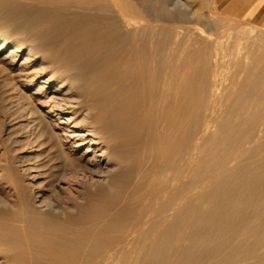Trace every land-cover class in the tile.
Wrapping results in <instances>:
<instances>
[{"label":"bare ground","instance_id":"obj_1","mask_svg":"<svg viewBox=\"0 0 264 264\" xmlns=\"http://www.w3.org/2000/svg\"><path fill=\"white\" fill-rule=\"evenodd\" d=\"M180 1L191 6L193 0ZM175 3L0 0V48L7 46L5 56L11 61L22 52L20 74L29 75V81L42 77V86L57 82L53 91L58 95L44 94L46 111L65 124L63 131L49 130L46 153L35 154L43 160L34 162L30 185L20 180L9 157L0 158L5 171L0 189L7 193L0 203V264H112L119 253L126 264L132 250L149 256L164 243L168 252L174 248L177 236L169 227L178 201L190 207L196 200L193 187L214 181L200 177L180 183V178L193 167L194 156L205 151L218 123L213 98L193 141L184 132L190 127L180 131L193 114L187 78L199 70L203 44L182 49L183 41H163L154 27L162 21L167 31L178 27V33L180 28L186 34L193 27L208 35L212 30L204 28L211 23L196 8L185 12L192 19L186 20V14L179 19ZM216 88L212 86V95ZM180 133L187 142L181 156ZM59 183L68 190L55 198ZM132 205L133 216L128 214ZM138 233L142 239L132 245ZM145 257L135 261L145 264Z\"/></svg>","mask_w":264,"mask_h":264},{"label":"rangeland","instance_id":"obj_2","mask_svg":"<svg viewBox=\"0 0 264 264\" xmlns=\"http://www.w3.org/2000/svg\"><path fill=\"white\" fill-rule=\"evenodd\" d=\"M175 2L179 19H184L185 12L196 8L203 15L201 19L211 23V27L207 24L204 28L212 30L209 35L204 31L199 32L193 27L197 25L186 21H176L178 23L174 24H192L189 34L181 28L179 33L176 32L178 27L167 31L166 22L162 21L154 27L161 32L163 41H183L182 49L203 44L204 58L196 63L199 70L195 72L196 75L191 73L187 78L192 90L193 114L190 112L192 116L189 115L188 121L182 122L183 128L180 123V131L190 127L191 130L184 132L187 135L190 133V140L194 139L213 98L217 99L216 126L221 128V131L214 128V134L203 146L205 151L194 156L193 167L180 178V183L187 179L196 182L200 177L214 181L204 187H193L196 200L190 207H186L184 201H178L174 226L171 224L169 227L177 240L170 252L165 243L149 256L132 250L128 253L129 257L127 255L129 260L126 264H137L135 260L141 256H151L150 259L145 257L148 260L145 264H264V31H261L260 23L254 24L227 15L219 8L217 0H193V6L184 5L180 0ZM186 16V20L193 18L190 14ZM1 32L3 29L0 27ZM6 47L0 48V158L9 157L8 163L20 175V180L30 185V176L35 173L30 171L34 162L43 160L40 156L35 158V154L42 150L46 153L51 142L49 130L63 131L61 126L65 124L57 123L55 112L46 111L49 101L44 94L58 95L57 91H53L57 82L42 86V77L29 81V75L20 74L21 65L24 64L22 52H16L15 60L11 61V57L5 56ZM213 71L217 73L215 76ZM212 86L217 87L215 97L211 94ZM180 135L183 138L186 136L180 133L179 141L183 142L178 141L177 144V150L183 152L185 147L182 145L186 146L187 142ZM209 141L213 150L211 148L207 153L205 146L209 147ZM181 158L177 160L182 165ZM220 161L226 165L223 166L225 169L219 167L222 172L218 173V166H222L220 163L218 165ZM42 166L46 168L48 165L43 163ZM167 167L164 166L162 173L168 174ZM4 173L0 170V177ZM134 181L131 178L129 183ZM55 190L54 197L57 198L63 197L68 189L65 184L59 183ZM0 195V203H4L7 193L1 191ZM48 198H52L51 195ZM133 203L135 207L136 203ZM133 205L128 211L131 216L135 209ZM140 239L141 234H136L131 239L132 245ZM168 254L170 258L166 260ZM121 258L119 253L112 264H121Z\"/></svg>","mask_w":264,"mask_h":264},{"label":"crops","instance_id":"obj_3","mask_svg":"<svg viewBox=\"0 0 264 264\" xmlns=\"http://www.w3.org/2000/svg\"><path fill=\"white\" fill-rule=\"evenodd\" d=\"M224 13L250 23L264 21V0H217Z\"/></svg>","mask_w":264,"mask_h":264},{"label":"built area","instance_id":"obj_4","mask_svg":"<svg viewBox=\"0 0 264 264\" xmlns=\"http://www.w3.org/2000/svg\"><path fill=\"white\" fill-rule=\"evenodd\" d=\"M260 29H261V31H264V21H262V22L260 23Z\"/></svg>","mask_w":264,"mask_h":264}]
</instances>
